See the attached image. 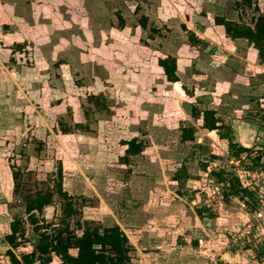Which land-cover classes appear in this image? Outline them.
<instances>
[{
	"label": "rangeland",
	"instance_id": "374dc122",
	"mask_svg": "<svg viewBox=\"0 0 264 264\" xmlns=\"http://www.w3.org/2000/svg\"><path fill=\"white\" fill-rule=\"evenodd\" d=\"M263 15L264 0H0V264L17 218L32 251L25 198L55 191L61 168L71 227L118 225L131 264H264L263 229L232 240L264 191V55L215 21ZM64 200L40 222L60 224Z\"/></svg>",
	"mask_w": 264,
	"mask_h": 264
},
{
	"label": "trees",
	"instance_id": "16d2710c",
	"mask_svg": "<svg viewBox=\"0 0 264 264\" xmlns=\"http://www.w3.org/2000/svg\"><path fill=\"white\" fill-rule=\"evenodd\" d=\"M216 24L225 28L226 34L233 40L245 39L261 55H264V15L255 20L254 27L236 23L224 18H216ZM160 66L169 82L178 84L177 63L174 58L160 60ZM197 118L199 115H193ZM204 127L209 131H220L222 125L215 117L214 111L203 112ZM221 138L228 139L229 146L236 149L235 155L239 157L241 153L248 149L238 146L229 135H221ZM182 140H194L193 132L184 128L182 130ZM129 154H138L140 146L137 140L133 139L126 143ZM62 168L59 170V182L56 190L38 191L25 198V211L28 216L27 221L33 227V231L38 236L33 249L30 252H23L28 240L24 238L25 228L22 219H15L11 223V231L5 237L9 249L6 254L10 257L12 264H52L57 258L59 264H131L130 245L127 235L118 225L111 227L94 226L92 223L77 221L78 229L71 227V221L78 215V210L73 206L68 194L62 188ZM230 187L233 194H251L246 188L240 185L238 178L231 180ZM55 194L64 200L60 224L41 223L38 215L44 208L51 205ZM80 230V231H79ZM17 253L20 254L18 257Z\"/></svg>",
	"mask_w": 264,
	"mask_h": 264
},
{
	"label": "built area",
	"instance_id": "2783aa9c",
	"mask_svg": "<svg viewBox=\"0 0 264 264\" xmlns=\"http://www.w3.org/2000/svg\"><path fill=\"white\" fill-rule=\"evenodd\" d=\"M259 229H264V191L261 192L256 202V207L252 211V221L248 227L244 228L242 233H234L232 240L235 242L242 239L243 242H249L250 238Z\"/></svg>",
	"mask_w": 264,
	"mask_h": 264
},
{
	"label": "crops",
	"instance_id": "0c3cea01",
	"mask_svg": "<svg viewBox=\"0 0 264 264\" xmlns=\"http://www.w3.org/2000/svg\"><path fill=\"white\" fill-rule=\"evenodd\" d=\"M260 230V229H259ZM263 231H264V229H263ZM227 256H229V255H227Z\"/></svg>",
	"mask_w": 264,
	"mask_h": 264
}]
</instances>
